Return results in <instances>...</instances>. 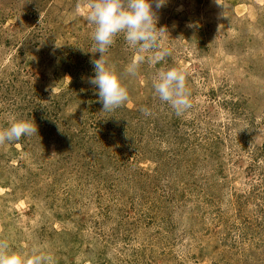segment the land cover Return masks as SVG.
I'll use <instances>...</instances> for the list:
<instances>
[{"label": "rangeland", "instance_id": "obj_1", "mask_svg": "<svg viewBox=\"0 0 264 264\" xmlns=\"http://www.w3.org/2000/svg\"><path fill=\"white\" fill-rule=\"evenodd\" d=\"M91 3L0 0V128L37 126L0 144V255L264 264V0H168L170 54L154 65L117 36L106 57L129 100L112 111L88 83ZM172 67L192 101L182 116L151 87Z\"/></svg>", "mask_w": 264, "mask_h": 264}, {"label": "clouds", "instance_id": "obj_2", "mask_svg": "<svg viewBox=\"0 0 264 264\" xmlns=\"http://www.w3.org/2000/svg\"><path fill=\"white\" fill-rule=\"evenodd\" d=\"M168 0H92L86 12V19L94 26L92 33V53H99L98 59L91 63L94 76L88 83L94 86L103 110L112 111L127 103L129 92L122 81V75L116 65L109 63L106 53L115 38L122 35L127 45L141 54L140 61L147 59L149 64H156L170 54L162 43L164 27H158L157 10ZM219 4V0H215ZM79 13V8L77 9ZM148 54L145 57L144 54ZM152 53H155L154 55ZM139 64L136 61L126 66L124 72L135 75ZM151 87L162 103L167 104L177 116H182L192 107L190 92L186 86L183 69L172 67L157 71L151 78ZM150 115L149 112H145ZM37 132V126L29 120H13L6 127L0 128V144L13 143L22 137ZM6 245L0 243V249ZM49 256L36 255L28 264H51ZM0 264H24L17 255H0Z\"/></svg>", "mask_w": 264, "mask_h": 264}]
</instances>
